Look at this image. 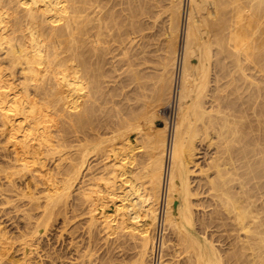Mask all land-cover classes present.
I'll list each match as a JSON object with an SVG mask.
<instances>
[{
	"label": "bare ground",
	"instance_id": "1",
	"mask_svg": "<svg viewBox=\"0 0 264 264\" xmlns=\"http://www.w3.org/2000/svg\"><path fill=\"white\" fill-rule=\"evenodd\" d=\"M158 3L0 0V205L25 223L15 237L0 224V264H32L39 237L83 205L93 227L134 241L130 264H264V0H171L157 89L128 47ZM112 71L125 76L104 91ZM206 186L209 220L193 214Z\"/></svg>",
	"mask_w": 264,
	"mask_h": 264
},
{
	"label": "rangeland",
	"instance_id": "2",
	"mask_svg": "<svg viewBox=\"0 0 264 264\" xmlns=\"http://www.w3.org/2000/svg\"><path fill=\"white\" fill-rule=\"evenodd\" d=\"M158 2H160V3H158V6L157 7H155L154 9H153V15H152V17H148L147 19H145V20H148V21H146V23H149V24H151V25H149L148 27H146V30L144 31V32H142V34L144 35L143 36V38H142V40H141V38L138 36V35H136L137 36V39L132 43V46H129L128 48H130V47H132L131 49H130V54H131V56H133L132 57V63H130V71L131 72H133L132 70H135V71H137V69H138V72H139V70L141 69L142 70V72H141V74H143L144 76H145V79H143L142 81H144L145 80V82H143V83H145L146 85H150V83H152L153 84V82H154V84H153V86H157V87H155V88H159V86H161V82H160V80H161V75H162V72H163V70H162V65H161V63H162V61H163V56H164V54H165V52H164V49H165V46H166V42H164L165 41V36H164V34H165V32H166V28H167V24H169L168 22H169V18H170V16H169V8H170V6H171V0H158ZM151 4L153 5V2H151ZM159 4H160V6H159ZM158 8V9H157ZM156 10V11H155ZM168 10V11H167ZM154 14H156V15H154ZM156 17V19H154ZM152 18V20H150ZM155 21V22H154ZM152 28V29H151ZM140 35V34H139ZM140 40V42H138ZM146 41V44H145V41ZM144 41V42H143ZM138 42V43H137ZM142 43H143V45H142ZM139 45L141 46V47H139ZM139 47V49L141 50L142 48V50L140 51L137 47ZM133 49V50H132ZM135 49V50H134ZM144 49H145V52H143L144 51ZM132 50V51H131ZM134 51H135V53H134ZM139 51H140V53H139ZM141 54H143V55H141ZM226 56V55H225ZM135 57V58H134ZM138 57V58H137ZM143 57V58H142ZM218 57V56H217ZM223 57V56H222ZM222 57H220V55H219V59H221ZM228 56H226L225 57V61H224V59H223V61H224V64H226L228 67V70H229V73L227 74V77L226 78H224V79H221V85H223L224 84V88H223V90H222V92H220L223 96H224V99L221 101L220 100V102L223 104V108H224V106H226V103L228 102H230V100H232V99H234L235 98V96L234 95H230L229 97H227L226 95H228V94H230V93H232V86H227L228 85V83H229V81H231V70L233 69V65H232V62L234 61V59H233V57H228ZM160 58V59H159ZM216 58V57H215ZM133 59H136V61L135 62H133L134 60ZM142 59V60H141ZM218 59V58H217ZM136 63V64H135ZM135 65V66H134ZM132 66V67H131ZM105 68L106 69H109L110 68V66L107 64L106 66H105ZM129 69L127 70V72H128V75L126 74V73H124L125 75H126V77H132L131 75V73L129 72ZM123 72V71H122ZM117 73H118V75H117ZM120 73V74H119ZM130 74V75H129ZM212 74V73H211ZM116 75H117V77H116ZM125 75H121V72H116V73H114L113 71L111 72V74L109 75V77H107L106 78V84H105V89H104V91H109L110 89H113L114 87H115V85H116V83L117 82H119V80H121V79H123L124 78V76ZM122 76V77H121ZM143 76V77H144ZM121 77V78H120ZM120 78V79H119ZM149 78V79H148ZM147 79V80H146ZM132 80V79H131ZM141 80V79H140ZM132 82H133V85H134V82H135V80L133 81H130V84H129V88H131V89H128L129 91H135L134 90V88H136L135 86H136V84L134 85V88H133V86H132ZM137 82V81H136ZM212 85H214V84H212ZM131 86V87H130ZM107 87V88H106ZM133 88V89H132ZM127 90V89H126ZM127 90V91H128ZM157 91V90H156ZM136 92V91H135ZM133 95V94H132ZM150 93H148V96L150 97ZM135 96V95H134ZM107 98H110L109 96L107 97ZM118 99H120V98H118V97H115L114 98V100H118ZM146 101H147V103H151V101L149 100V98H147L146 99ZM225 101V102H224ZM146 103V102H145ZM110 104V103H109ZM109 104H107V105H105V110L107 109V108H109ZM140 104L141 103H137V105L138 106H140ZM153 104H154V102H152V104H151V106L150 107H152L153 106ZM221 104V105H222ZM111 105V104H110ZM137 105H135L134 104V106L135 107H137ZM108 106V107H107ZM154 106H155V104H154ZM159 109H160V111L162 110L161 109V106L160 107H158ZM174 114H175V108H174ZM162 115V116H161ZM160 116L161 117H163V116H165V113L163 112V111H161L160 112ZM148 122H147V119H145L143 122H142V125H143V132L144 131H146L147 129H148V124H147ZM149 127H150V124H149ZM154 129H155V127L153 128V131H154ZM149 133L150 132H152L151 131V128H150V131H149V129L147 130ZM148 132H146L147 134H148ZM133 133V134H132ZM132 133H130V138H131V140H133V138H134V140L136 141V143L138 142H140L141 140H143V141H141L138 145H137V147H140V148H142V146L143 145H141V144H143L144 142V147L142 148V149H137L136 150V152H138L137 154H139V153H143V155H146V156H141L142 154H139L141 157H142V159H143V157L144 158H146L147 157V153L146 154H144L145 153V151H147L148 149L146 148V142H147V136L145 137V134L144 133H142L141 132V135L143 136V134H144V136H143V139H142V136L140 135L139 136V134L137 135L138 137H136L135 136V132H132ZM145 137V138H144ZM137 139V140H136ZM139 139H141L140 141H139ZM204 146H206V145H203L202 146V148L204 149V150H202L203 152V154H201V155H199L198 157V159H199V161H198V163H200V164H202V167L204 166V168H206L207 169V165L205 166V163L207 162H209V160L207 159V158H209L210 156H212V154H210V153H212V151L214 150V146L212 147V148H209V149H207L208 150V155L204 152L205 151V148H204ZM206 148H208V147H206ZM206 150V151H207ZM148 152V151H147ZM214 152V151H213ZM205 153V154H204ZM98 156V155H97ZM97 156H95V157H93V158H91V164H92V168H94V161H95V163L99 160V163L101 162L100 160L101 159H99V156L97 157ZM97 157V158H96ZM95 158H96V160H95ZM206 158V159H205ZM141 158H140V160H142ZM147 159V158H146ZM145 161L146 160H143L142 162L143 163H145ZM99 163H96V164H98L99 165ZM206 163V164H207ZM96 164H95V168H97V167H99L98 165H97V167H96ZM101 165V164H100ZM94 168V169H95ZM194 170H196V171H198V168L196 169H194ZM86 172V171H85ZM196 173H198V172H196ZM195 173V174H196ZM194 174V175H195ZM211 174V173H210ZM202 175V174H201ZM200 174L199 175H197L199 178H200V176H201ZM193 176V175H192ZM198 177H196V175H195V177L193 176L192 177V181H194V182H192V185L193 186H196L197 185V183H201L202 182V179L204 180V177L203 176H201L202 177V179H199ZM87 178H89V177H86V181H87ZM193 178H196V181H195V179H193ZM198 178V179H197ZM196 183V184H195ZM202 184L204 185V181L202 182ZM0 187H1V182H0ZM40 188V187H39ZM207 186L205 187V188H203V190H202V196H200V197H198L197 198V201L199 202V203H203V206H205V207H203L204 208V210H203V208H200L199 206V208H197V207H195L194 208V212H195V209H196V212L194 213L193 212V214L196 216V217H198L199 215L200 216H202V215H205L206 217H207V219H208V214H209V209H210V211H211V208L214 210V206H212V205H209L211 202V199H209L210 197H209V194H208V191H207ZM40 189H42V188H40ZM206 190V191H205ZM204 191H205V193L206 194H204ZM11 194L13 195V194H15V192H11L10 193V196H11ZM208 195V196H207ZM206 197V198H205ZM13 198H15V197H13ZM0 199H1V196H0ZM16 199V198H15ZM15 199H12V200H15ZM199 199V200H198ZM202 199V200H201ZM1 200H3V199H1ZM204 200L206 201V202H204ZM201 201H203V202H201ZM0 203H2V201H0ZM207 203V204H206ZM5 204V206L6 207H2V204L0 205V209H1V211H2V213L4 212V214H3V217L1 218L0 217V221H2V222H0V224H1V227L2 226H4V229H6V231L8 232V234H9V232L11 233V235H12V237H15V236H17L18 234H19V230H20V227L21 228H23L24 227V224L25 223H23V221L22 220H19V219H21V217H20V213H18V211H17V209L16 210H14L15 208H14V206L11 204V203H9L11 206H12V208H10L11 206H9V204H6V203H3V205ZM206 204V205H205ZM7 205L9 206V207H7ZM87 206V205H86ZM86 206H84L83 205V207H82V209L84 210L83 212L84 213H82V216L81 217H79V216H77V219L76 218H72L70 221H69V227L67 228V226H61L62 224H60V223H62V221H61V219H59L58 221H57V224H55L53 227L54 228H51V230H52V232H54L55 233V235H53V234H51V230H50V233H47V235H43V236H40L39 237V239L37 240L38 242H36L35 243V247L37 248V249H35V253L33 254V262H32V264H130V263H132V259H135V254H136V250L135 249H133L134 248V241H130L129 239H128V241H130L129 243L127 242V239H123L122 237H120V239H119V241H115L114 239H115V237H113V236H109L107 233H106V231H100V228H96L95 226L93 227L92 226V223H91V220H90V215H89V213H88V211H85V209H87V207ZM208 206L210 207V208H208ZM202 207V206H201ZM8 208V209H7ZM85 208V209H84ZM199 209V210H198ZM201 209V210H200ZM205 209L207 210V212L205 211ZM4 210V211H3ZM9 210H11V212L9 211ZM88 210V209H87ZM212 210V211H213ZM1 211H0V214L2 215V213H1ZM12 211H13V214H11L12 213ZM14 211H17V215L14 213ZM8 213L7 214V217H9V218H7L6 217V214L5 213ZM204 212H206V213H204ZM208 213V214H207ZM15 214V215H14ZM19 214V215H18ZM84 214V215H83ZM196 214H198V216L196 215ZM202 214V215H201ZM5 215V216H4ZM9 215V216H8ZM10 215L12 216V217H10ZM13 216H16V217H13ZM17 217H18V219H17ZM20 217V218H19ZM12 218V219H11ZM14 218L16 219V220H14ZM198 218H200V217H198ZM8 219V220H7ZM9 220H11V221H9ZM19 222H18V221ZM74 220H75V222H74ZM209 220V219H208ZM20 221H22V223L20 222ZM61 221V222H60ZM4 222H5V224H4ZM18 222V223H17ZM58 222H60L59 224H58ZM70 222H71V224H70ZM3 223V224H2ZM16 223V224H15ZM212 223L214 224V225H212V228H216L217 229V227H219L214 221H212ZM211 220L209 221V224H210V227H209V229L207 230V231H213L212 232V234H210L211 232H208L210 235H214L215 233H216V231H217V233H216V235H215V237H214V241L216 240V238L217 237H219V235H217L218 233L220 234V236H221V230L223 229H221L220 228V230H219V228H218V230H216L215 228V230L216 231H214V230H212V228H211ZM15 226H14V225ZM7 225H8V228H5V226L7 227ZM64 225V224H63ZM68 225V224H67ZM197 225H199V222H197ZM10 226V227H9ZM11 226H13V228H11ZM18 226V227H17ZM58 227V228H57ZM61 228V230L63 229V228H65V229H63V231H61L60 230V228ZM3 228V227H2ZM11 229V230H10ZM53 229H55V230H53ZM73 229V230H72ZM74 229H76V230H74ZM18 230V231H17ZM57 230H59V231H57ZM66 230V231H65ZM68 230V231H67ZM65 231V232H64ZM220 231V232H219ZM61 232V233H60ZM67 232V233H66ZM170 232H172V234H173V231H170ZM15 233V234H14ZM49 234V235H48ZM71 234H74L73 236L71 235ZM170 234V235H169ZM168 235H169V237L170 238H174V235H172V237H171V233H169ZM10 235V234H9ZM8 235V236H9ZM52 235V236H51ZM58 235V236H57ZM39 236V235H38ZM211 236V237H212ZM49 237V238H48ZM118 238V237H117ZM116 238V240H118ZM122 238V239H121ZM219 239V241H220V237L218 238ZM14 240H16V239H14ZM43 240V241H42ZM120 240H123V242H124V240H125V242L127 243V245L124 243L123 244V242L122 243H120L121 241ZM46 243V248L44 247L45 246V243ZM117 242V243H116ZM19 242H16V245H14V246H17V244H18ZM42 243V244H41ZM120 243V244H119ZM219 243V242H218ZM218 243H217V240H216V245H218ZM37 244V245H36ZM122 244V245H121ZM129 244V245H128ZM131 244L133 245V248H132V246H131ZM121 245V246H120ZM42 246V247H41ZM129 246L132 248H129ZM40 247H41V249H40ZM48 248V249H47ZM53 248V249H52ZM44 249H46V251H47V253H48V256H47V254L45 253V250ZM76 249H78V251L76 250ZM19 253H15V255L16 256H19L18 255ZM36 254H38L37 256H36ZM53 254H55V256L53 255ZM14 255V256H15ZM52 255V256H51ZM36 256V257H35ZM47 256V257H46ZM54 256V257H53ZM48 257H49V259H48ZM51 257H53L52 259H50ZM36 258V259H35ZM54 258H55V260H54ZM171 258V259H170ZM166 259L168 260V262H167V264H170V263H172V264H174V261L175 260H177V258H174V260H173V258H172V256H166ZM52 260V261H51ZM104 260V261H103ZM172 260V261H171ZM181 260H183L182 259V257H181Z\"/></svg>",
	"mask_w": 264,
	"mask_h": 264
}]
</instances>
